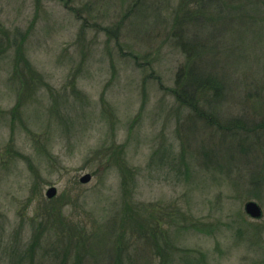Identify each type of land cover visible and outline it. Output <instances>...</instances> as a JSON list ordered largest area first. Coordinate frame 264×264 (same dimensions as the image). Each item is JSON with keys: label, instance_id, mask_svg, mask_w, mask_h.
Instances as JSON below:
<instances>
[{"label": "rangeland", "instance_id": "374dc122", "mask_svg": "<svg viewBox=\"0 0 264 264\" xmlns=\"http://www.w3.org/2000/svg\"><path fill=\"white\" fill-rule=\"evenodd\" d=\"M223 1L179 18L205 42L196 72L221 86L196 115L171 94L184 62L167 38L177 0H0V264L45 212L88 239L84 264H112L122 233L123 264H264V130L225 126L252 113L240 96L264 70V0ZM18 45L42 77L30 95L21 71L11 77ZM54 238L32 264L61 263Z\"/></svg>", "mask_w": 264, "mask_h": 264}, {"label": "trees", "instance_id": "16d2710c", "mask_svg": "<svg viewBox=\"0 0 264 264\" xmlns=\"http://www.w3.org/2000/svg\"><path fill=\"white\" fill-rule=\"evenodd\" d=\"M223 4V0L222 3L221 0H177L173 13L171 12L174 21L171 25H169V35L167 38L168 41H170L171 46L180 50L182 56H184V62L178 70L177 76H175V86L171 89V94L181 106L191 108L196 115H199V112L202 111L204 105L211 107L209 97L212 96L211 94L216 96L220 91L221 86L219 80L212 75L209 74L205 76L204 73L201 74L196 72L197 60L200 61V64L204 61L205 55L201 49L205 45V42H201V37H199L196 33L192 34L188 31V29H185V24L183 26L180 25L179 18L181 22L185 18L191 19V17H204L206 14H209L211 10L213 11L211 13H216L217 11L220 13L228 9V7H225L226 3L224 6ZM88 6L89 5H87V8ZM253 11H256L255 7ZM257 13L259 14L260 12ZM262 15L264 16V13H262ZM258 21L264 20L258 19ZM204 23L208 24L206 22ZM0 32H2V28H0ZM10 44L15 47V45H17V41H14L13 39ZM5 45L6 44H4L3 40L0 38V55L4 52ZM21 46L22 45L17 46L18 50L15 53V58L13 59L11 77H17V74L21 71L18 76H20L23 80L22 84L25 88L24 91L25 94L28 95L31 92H35L30 91L32 89L31 87L34 86L33 83L37 82V80H40L41 82L42 77L24 58ZM20 47L21 49L19 50ZM258 73L259 76L249 82L250 87L245 86L246 83H248V81H246L241 89L242 96H240V101H242V107L249 106V104H251V107H253L252 113H248L246 110H243L241 114L237 115L235 120L229 119L225 125L226 128L244 132L264 130V70H260ZM244 78L246 77L243 76V79ZM21 99H23V95H21L18 103ZM213 115H216L214 111ZM210 117L211 114L209 115V118ZM215 118L211 119L214 125L217 124L215 123L217 121ZM202 120L207 122L205 119ZM213 124L209 123V125ZM126 205L127 203L123 205L122 208L123 211L125 209V213H127ZM133 214H137V212H133ZM130 219L132 218L130 217ZM133 221L134 220L132 219L131 222H129L131 224V230L136 231L139 228L142 229L141 225ZM62 226H64V224L60 217H52V213L45 212L44 221L41 222L37 228H33L26 247L21 249H19L18 246L15 248L12 247L7 252V260L9 261V264H32L38 254V249L41 247V241L52 236L55 237L53 242L58 243L59 245L56 246V248L51 247L50 251L56 252L60 248L63 258L60 264H84V257L82 253L88 245L87 243H89L88 239H83L79 236L78 240L74 239L73 236L78 235V232L73 231L72 229H70V231L66 234H63L61 228ZM151 234L152 235L149 240L150 243L153 247H155L156 254L160 257L162 256V260L166 262L167 259L165 256H167L169 260V255H165L163 250L158 249V239L154 238L153 233ZM121 238H124V233L120 234L112 245L113 253L110 254L113 262L112 264H123V253L128 249V245L121 244ZM155 241H157V243H155ZM69 252H72L73 256L70 260H67V254Z\"/></svg>", "mask_w": 264, "mask_h": 264}, {"label": "water", "instance_id": "95a60500", "mask_svg": "<svg viewBox=\"0 0 264 264\" xmlns=\"http://www.w3.org/2000/svg\"><path fill=\"white\" fill-rule=\"evenodd\" d=\"M91 177L90 175H84L79 179V182L82 184L88 183L90 181ZM56 195V190L55 188H49L46 193L45 197L49 200L53 199ZM243 211L244 213L248 216L251 217L252 219H259L262 217V211L261 208L258 206L257 203L250 201L246 202L243 206Z\"/></svg>", "mask_w": 264, "mask_h": 264}]
</instances>
